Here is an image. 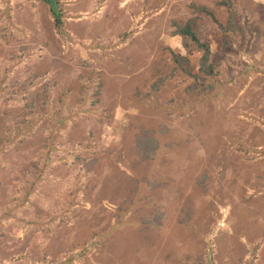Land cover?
Listing matches in <instances>:
<instances>
[{
    "label": "rangeland",
    "instance_id": "obj_1",
    "mask_svg": "<svg viewBox=\"0 0 264 264\" xmlns=\"http://www.w3.org/2000/svg\"><path fill=\"white\" fill-rule=\"evenodd\" d=\"M151 1L0 0V264H264V0Z\"/></svg>",
    "mask_w": 264,
    "mask_h": 264
},
{
    "label": "crops",
    "instance_id": "obj_2",
    "mask_svg": "<svg viewBox=\"0 0 264 264\" xmlns=\"http://www.w3.org/2000/svg\"><path fill=\"white\" fill-rule=\"evenodd\" d=\"M152 1L151 0H104V3L102 5V8L104 9H108L109 12L107 13H112V8L114 5H116L117 9H119L120 11L127 9V12L130 16H134L132 19L134 22H139V18L142 14L143 9H145L146 7L148 9L152 8ZM136 3L135 6H133ZM73 6V5H72ZM87 8H89L87 5H85ZM146 6V7H145ZM73 8L75 9V6H73ZM82 8V7H80ZM118 18H120L119 16H117ZM139 17V18H137Z\"/></svg>",
    "mask_w": 264,
    "mask_h": 264
},
{
    "label": "trees",
    "instance_id": "obj_3",
    "mask_svg": "<svg viewBox=\"0 0 264 264\" xmlns=\"http://www.w3.org/2000/svg\"><path fill=\"white\" fill-rule=\"evenodd\" d=\"M218 3V2H217ZM199 7H201V9H207V8H209V7H207V6H203V5H201V6H199ZM55 14V13H54ZM55 21H59V17H58V15L57 14H55ZM191 23V20H187L186 21V24L188 25H186V24H184V25H186V28L187 29H185V30H182L181 29V26L179 27V29H180V33H183V34H188V35H190L192 38H194L196 41H198V38H196L195 37V35L192 33V31L189 29V24ZM187 31V32H186ZM200 45H201V47H203L204 49H205V54L202 56V60L204 61V62H206V59H207V56H208V54H209V47H208V44L206 43H200ZM175 59L177 60V62L180 64V56L179 55H176L175 54ZM208 62H206V64H207ZM205 64V65H206ZM186 70V69H185ZM188 72V74H191V72L188 70L187 71ZM194 77H198L197 75H194Z\"/></svg>",
    "mask_w": 264,
    "mask_h": 264
}]
</instances>
